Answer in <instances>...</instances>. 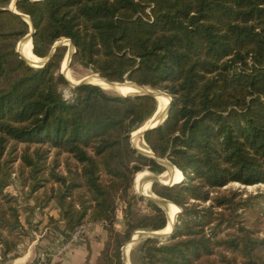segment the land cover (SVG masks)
<instances>
[{"label":"trees","instance_id":"1","mask_svg":"<svg viewBox=\"0 0 264 264\" xmlns=\"http://www.w3.org/2000/svg\"><path fill=\"white\" fill-rule=\"evenodd\" d=\"M12 1L0 0V264L15 256L24 226L19 198L6 192L15 161L23 195L34 203L30 215L54 203L55 224H104L103 264H125L122 248L135 233L168 225L162 208L131 194L134 175L163 174L156 159L164 158L183 180L153 183L152 193L181 209L178 225L164 243L138 242L130 264H264V236L247 225L250 217L264 225V195L223 190L264 186V0H17L15 11ZM16 12L31 22L35 57L47 58L67 39L72 63L171 98L165 123L143 135L156 159L137 152L130 137L157 100L93 84L65 97L66 46L43 68L28 66L16 45L30 26ZM120 205L123 232L114 229Z\"/></svg>","mask_w":264,"mask_h":264},{"label":"rangeland","instance_id":"2","mask_svg":"<svg viewBox=\"0 0 264 264\" xmlns=\"http://www.w3.org/2000/svg\"><path fill=\"white\" fill-rule=\"evenodd\" d=\"M13 2H14V0L10 3V5L8 7L9 10H12L11 8H12ZM12 11H14V9ZM56 44L59 45V46H66V48H67V51H66L65 57L63 59V62L61 64V68H60V71L59 72L65 78L66 76L64 74L65 73L64 72V67L66 66V69L68 68L67 71L69 72V75L71 76V79H73V81H71L70 79H68L66 77L68 79V81H70V82H68L66 80L69 85L67 87H60L59 88L60 92L65 97L70 96V89L71 88H74L73 85H75L77 83H80V82H85V81H88V82H91L92 83L91 78H93V77H95V78H97L99 80H102L103 82H105L107 84H111V83L103 80L98 74L93 73L92 71H90L88 69H85L84 67H82V66H80V65H78L76 63H72V56L74 54L73 53L74 52V47L72 46V44H71V42L69 40L62 39V40L56 42L55 45ZM30 45H31V43H30ZM59 46H57V47H59ZM31 50H32V45H31ZM69 56L71 58L68 60V57ZM40 60H41V63H42V61L44 59H40ZM64 63H65V66H64ZM40 64H38V65H40ZM125 81H127V80H125ZM127 82H129V81H127ZM116 84H118V83H116ZM111 85H115V84H111ZM111 85H109L111 87L109 89V91L108 90L106 91V90L103 89L104 91H106V93H108L110 95H128V93L129 94H134V93H138L139 92V91H136L134 93H131V92L124 91L125 88H121L124 85L123 86H117V85L116 86H111ZM129 86H131V85H129ZM135 89L138 90L137 88H135ZM166 95H160V96L158 95V103L159 104H160V100L161 101L162 100H167V102L169 103V99L170 98H169L168 95L167 96ZM162 97H163V99H162ZM165 98H167V99H165ZM160 107H161V104H160ZM163 113H164V111L161 109V111L156 116L153 115L152 118L149 121H147L146 123L151 122V125L158 123V121L163 116ZM136 132H134V133L131 134L132 135L130 137L131 146L137 152H138L137 149H139L140 150L139 153L142 154V155H144V156H146V157H149V158L154 157L153 153L148 149L147 145L143 141V137H141L140 135H138V133H136ZM136 140L140 143L139 146L134 145V141H136ZM23 147L24 146L19 145V147L17 148V154L18 155L23 150ZM32 149H33V147H31V150ZM65 158H66L65 155H60L59 156V160L60 161L65 160ZM164 159H166V158H164ZM164 159H161V160H164ZM71 164H75V162L71 161ZM19 165H20V161L19 160L15 161L13 163V166L12 167H13L15 173L13 174V177H12V184L9 187L6 188V192H8L11 195L16 196V197L19 198V214H20V219L22 221V224L24 226H23V230L20 231V233H19L20 245L17 248V251L15 252V256L9 257V259L5 263H2V264H14L13 263L14 257H20V256H24L25 257L24 258L25 261L22 262V264H51V262L53 260L52 259L53 258V255L56 254L57 246L55 247L56 244H53V242H51V241L49 242L48 240H47L48 241V244H46V243L42 244L41 241L43 239H45V237L49 234V232L51 230L52 234L49 235L50 236L49 238H52L53 241H56L57 242L58 237L53 235V230L59 229L58 228V225L59 224H55L50 219H54V216H56V217L58 216V208H57V206L54 203H52L47 210H45L43 212L35 211L34 213H31V215H30V213L28 212L29 205L30 206H33L34 203H33V201H29V202L26 201L25 196L23 195V191L21 190V184H20L19 180L16 178V170H18ZM60 171H64V169L61 167L60 168ZM164 173L165 174L167 173V169L166 168H165V172ZM145 174L146 175H155V174H152V173H150L148 171H144V172L135 174L134 175V181H133L134 183H133V186L131 188V194L137 195V196H141L140 194H144V195H148V196L154 197L153 196L154 193L152 195V185L150 186V179L149 180L147 179L148 184H149V187H148V190L146 192L141 193L140 190L138 188H136L137 187L136 184H137V180L139 179V176H142V175H145ZM160 175H155V176H160ZM160 178H161V180H163L164 177H160ZM182 180H183V176H182ZM143 181H145V180H143ZM170 183H173L174 184L173 181L170 182ZM175 183L178 184L177 182H175ZM229 189H231V190H240L241 193H242V195H243V198H246V197H251V198H254V197H262V195H264V186L263 185H255V186L246 187V186H242L240 184L232 183V184H229L228 186H226L223 190H229ZM137 192H139L140 194H138ZM141 197H143V196H141ZM143 198L146 199L145 197H143ZM258 199H259L260 202L262 201L261 198H258ZM256 201L258 202V200H256ZM173 206H175L177 208V213L175 215V217L177 216V219H175V222H174V225H173V231L172 232L170 231L172 234L174 232V228L176 227V225H178V218H179L180 213H181V209L179 207H177L176 205H173ZM121 207L122 206L120 205L118 207V209H117V212H116V220H115V223H114V229L117 230L118 232H123V230H124L123 220H122V214H121ZM258 210H260V207L258 208ZM137 211H139L142 214H147L148 213V210H147L145 204L142 203V202H139L137 204ZM28 219H30L29 220L30 221V224L29 225L27 224ZM246 219H247V217H246ZM247 221H248L247 222V225H251V228L253 230H256V229L258 230V231L256 230V232H257L256 235L259 236V239H261L264 236V225H263V223L261 221L254 222L253 217L248 218ZM87 224H93V223H87V222H85V223H82L80 225H87ZM94 224H96V223H94ZM59 226H61V225H59ZM77 226L71 227L70 230H68L70 232L68 234L69 236L67 237V239H63L62 242H60L59 244H62L64 242L68 241L69 238H70V236H71V234L77 229ZM45 228H48L47 233H45L46 232L45 231ZM88 229H89V227H88ZM139 232H144V231H139ZM136 234L138 235V233H135L133 236L135 237ZM172 234H171V236H172ZM87 236H88V234H84L81 241H84L85 240V242H86L87 241L86 240L87 239ZM169 238L168 239H165V237L163 236L161 238V240L162 241L164 240V242H166L167 240H169ZM159 242H160V240H159ZM164 242H160V243H164ZM136 244H134L131 247V249L129 248V245L125 248L126 255L129 253L128 254V263H126V261L124 260L125 264H130V260H129L130 259L129 258L130 251L132 250V248ZM126 245H124V247ZM124 247L122 248V252H123ZM103 248H104V244L102 246V250H103ZM31 252H32V255H31ZM95 253H96V251H95ZM41 254L44 255L43 258L41 256ZM227 254L230 255L229 253H227ZM122 255H123V253H122ZM123 259H124V257H123ZM93 264H103L102 257H100L98 260H96Z\"/></svg>","mask_w":264,"mask_h":264},{"label":"water","instance_id":"3","mask_svg":"<svg viewBox=\"0 0 264 264\" xmlns=\"http://www.w3.org/2000/svg\"><path fill=\"white\" fill-rule=\"evenodd\" d=\"M17 0H14V2H13V4H12V10L14 9V11H15V2H16ZM32 1H34V2H42V1H44V0H32ZM17 13V12H16ZM18 15H20L23 19H25L26 21H27V23L30 25V31H29V34H27L25 37H23L19 42H18V44H17V46H16V52L19 54V56L26 62V64L28 65V66H30L31 68H34V69H41V68H43L45 65H46V63L52 58V56L54 55V52H55V49H56V47L57 46H59V45H54V47L52 48V51L50 52V54L48 55V57L47 58H45L43 61H42V63L40 64V65H34V64H32V63H30L27 59H26V57H24V56H26L25 55V52H24V49H25V44H26V41L27 40H30V42H31V44H32V36H33V34H34V30H33V28H32V26H31V22H30V20H29V18L27 17V16H24V15H21V14H19V13H17ZM73 53H75V50H74V52ZM71 57L69 56L68 57V60L70 59ZM66 78V77H65ZM66 80L68 81V79L66 78ZM68 82H70V81H68ZM81 84H93V83H91V82H88V81H85V82H80V83H77V84H75V85H73V87H76V86H79V85H81ZM111 84H115V85H117V86H123V85H133L134 87H136V88H138V93H134V94H128V95H121V96H143V95H148V96H152V97H154L156 100H157V102H158V93L159 94H162V95H166V94H164V93H162V92H160V91H157V90H154V89H152V88H150V87H147V86H138V85H136V84H134V83H131V82H127V81H125L124 83H122V84H116V83H111ZM93 85H95V84H93ZM167 96V95H166ZM170 98V97H169ZM170 102H171V98L169 99V103H168V105H167V107H166V110H165V116H164V118L162 119V121L160 122V123H158L157 125H154V126H152V127H147V128H144V127H142V128H144V129H142V128H140L137 132H138V135H140L141 137H143V135H144V133L146 132V131H148V130H152V129H155V128H157V127H159V126H161V125H163L164 123H165V121L167 120V118H168V113H169V108H170ZM161 111V107H160V104L158 103V107H157V111H156V113L154 114L155 116L159 113ZM132 136V135H131ZM133 144V143H132ZM138 150V152H140V150L139 149H137ZM151 158H153V159H155L154 157H151ZM157 160V162L158 163H160V164H162L166 169H167V173L165 174H161L160 176H155V175H145L144 177H143V179L142 180H149L150 179V186L153 184V183H159V184H161V185H164V186H172V185H174L173 183H170V185H167V184H164L163 182V180H161V178L160 177H163V176H170V172L172 171V169H176L174 166H172V164L167 160V159H164V160H159V159H156ZM151 188V187H150ZM138 194H140L139 192H137ZM141 196H143V197H145L146 199H148V200H150V201H152L153 203H155L156 205H158L160 208H162L164 211H165V213H166V215H167V217H168V213L166 212V209L164 208V206H163V204H162V202H167V203H170V202H168V201H166V200H163V199H160V198H158V197H156L155 195H153V193H152V195L154 196V197H156V198H153V197H151V196H148V195H144V194H140ZM172 204V203H171ZM172 205H174V204H172ZM169 218V217H168ZM176 219H177V216H176ZM168 221H169V219H168ZM175 222V221H174ZM173 225H174V223L172 224V228H171V232L173 231ZM169 233L168 235H163V234H160V231L159 232H137L138 233V238H135L134 236L131 238V240H130V242L129 243H127V245L124 247V249H123V257H124V260L126 261V263H128V254L126 255V251H125V248L129 245V248L131 249V247L134 245V244H136V243H138L139 241H142V240H145V239H155V240H160V242H164V240L162 241L161 240V238L164 236L165 237V239H168L170 236H171V234L172 233ZM129 249V250H130Z\"/></svg>","mask_w":264,"mask_h":264},{"label":"crops","instance_id":"4","mask_svg":"<svg viewBox=\"0 0 264 264\" xmlns=\"http://www.w3.org/2000/svg\"><path fill=\"white\" fill-rule=\"evenodd\" d=\"M54 218L57 217L54 216ZM58 228L59 229L53 230V235L58 237L57 242L53 241L52 238H49V235L52 234L50 230L49 234L45 237V239L41 241V243L48 244V241H51L53 242V244H56L55 247H58L59 243L62 242L63 239H67V237L69 236L68 234L70 232L68 231L70 230V228L68 229L64 225H58ZM105 228V225L102 223L90 224L89 229L85 233L88 234L86 239L87 241L85 242L84 240L79 242L70 250V252L66 253L63 257L58 258L53 255V260L51 264H93L96 260L100 258L102 246L107 238ZM47 230L48 228H45V233H47ZM24 258V256L15 257L13 263L22 264V262L25 261Z\"/></svg>","mask_w":264,"mask_h":264},{"label":"bare ground","instance_id":"5","mask_svg":"<svg viewBox=\"0 0 264 264\" xmlns=\"http://www.w3.org/2000/svg\"><path fill=\"white\" fill-rule=\"evenodd\" d=\"M30 40H27L26 41V44H25V49H24V52H25V55L26 56H24V57H26V59L30 62V63H32V64H34V65H37V64H40L41 63V60L40 59H38L37 57H35L33 54H32V50H31V45H30ZM67 60V59H66ZM64 66H65V63H64ZM68 69V68H67ZM67 69H66V66L64 67V74H65V76L68 78V79H70L71 81H73V79H71V76L69 75V72L67 71ZM91 81H92V83L93 84H95V85H98V86H100L102 89H104V90H108L109 91V89L111 88L109 85H111V84H107V83H105V82H103L102 80H99V79H97V78H95V77H93V78H91ZM73 83V82H72ZM111 86H116V85H111ZM133 85H131V86H129V85H124L123 87H121V88H125V90L124 91H127V92H131V93H134V92H136V91H138V90H136L135 88L136 87H134ZM138 89V88H137ZM112 90V89H111ZM129 94V93H128ZM157 95H162V94H157ZM162 99H163V97H162ZM165 99H167V98H165ZM160 104H161V109L164 111V113H163V116L161 117V119L158 121V123H160L161 121H162V119L164 118V116H165V110H166V107H167V105H168V102H167V100H160ZM158 119V118H157ZM153 122V121H152ZM158 123H156V124H152L151 125V122H148V123H146L145 124V126H143L144 128H147V127H152V126H154V125H157ZM144 128H142V129H144ZM136 133H138V132H136ZM135 133V134H136ZM138 141L136 140V141H134V145H136V146H139V142L137 143ZM146 175V174H145ZM145 175H142V176H139V179L137 180V187L136 188H138L139 190H140V192L141 193H144V192H146L147 190H148V187H149V184H148V181L147 180H145V181H143L142 179H143V177L145 176ZM164 178H163V183L164 184H167V185H170V182H177V183H180L181 181H182V175L180 174V172L179 171H177L176 169H172V171L170 172V176H163ZM176 184V183H175ZM137 189V190H138ZM153 198H156V197H153ZM162 204H163V206H164V208L166 209V212L168 213V219H169V221H168V225H167V227L164 229V230H162V231H160V234H163V235H168L169 233H170V231H171V227H172V224L174 223V221H175V219H176V217H175V215H176V213H177V208L175 207V206H172V204L170 205V203L168 204L167 202H162ZM135 238H138V235L136 234V236H135ZM128 249V248H127Z\"/></svg>","mask_w":264,"mask_h":264},{"label":"built area","instance_id":"6","mask_svg":"<svg viewBox=\"0 0 264 264\" xmlns=\"http://www.w3.org/2000/svg\"><path fill=\"white\" fill-rule=\"evenodd\" d=\"M89 225L90 224L77 226V229L71 234L69 240L62 244H59L56 254L54 255L60 258L63 257L66 253L70 252V250L82 240V237L86 233ZM41 256L42 258L44 257L43 254H41Z\"/></svg>","mask_w":264,"mask_h":264}]
</instances>
